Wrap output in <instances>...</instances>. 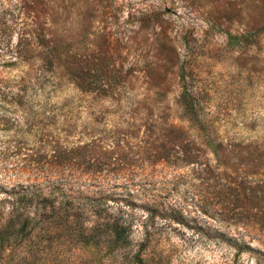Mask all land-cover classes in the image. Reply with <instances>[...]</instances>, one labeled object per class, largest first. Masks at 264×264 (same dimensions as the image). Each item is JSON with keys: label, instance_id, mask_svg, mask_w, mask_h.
<instances>
[{"label": "rangeland", "instance_id": "1", "mask_svg": "<svg viewBox=\"0 0 264 264\" xmlns=\"http://www.w3.org/2000/svg\"><path fill=\"white\" fill-rule=\"evenodd\" d=\"M44 1L60 13L56 65L22 33ZM188 138L259 180L264 0H0V224L31 191L77 215L0 230V264H264V217L244 200L221 210L186 176ZM117 218L130 243L105 225Z\"/></svg>", "mask_w": 264, "mask_h": 264}, {"label": "trees", "instance_id": "2", "mask_svg": "<svg viewBox=\"0 0 264 264\" xmlns=\"http://www.w3.org/2000/svg\"><path fill=\"white\" fill-rule=\"evenodd\" d=\"M31 8L34 13L31 15V23L28 29L25 28L22 33L26 35L27 40L28 38L33 40L40 37L43 41V49L40 52L41 60L45 63L49 62L56 65L60 50V43L57 40L60 19L59 8L48 1L41 2L39 5ZM34 46L33 43L28 42L25 51L27 53L32 52ZM191 141L188 138L183 159H185L186 163H193V168L186 176L191 179L198 177L201 179V183H207V189H211L213 198L221 210L230 211L232 208L239 206L238 204L243 203L244 200L248 203V205H242L245 206V209H258L256 215L261 213V217L263 218L264 161L262 162V157L264 158V151L261 155H258L259 160L257 161L255 170L250 173L246 172L247 175H251L252 177H259V180L254 183L245 184L244 181L239 182L233 179L226 170L220 171L217 166H213L209 158L206 161H202L201 157L206 156L205 149L202 148V152L200 154L197 153L196 149L192 148L195 144ZM218 152L219 150L217 149V154ZM55 198V195L38 194L34 191L25 193L18 198H11L8 200L11 203V209L6 212L2 211L0 230L15 229L26 235L29 234V229L40 222L37 219L42 220L44 216H47L49 221L59 226L68 225L71 227L75 225L77 215L57 208L56 204L60 202L56 201ZM48 206L51 207V212H40V210L42 211L43 208H47ZM105 225L109 227V231L116 241L123 243L131 242L134 226L129 220L117 218Z\"/></svg>", "mask_w": 264, "mask_h": 264}]
</instances>
